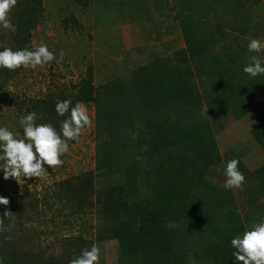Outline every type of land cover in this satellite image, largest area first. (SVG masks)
Masks as SVG:
<instances>
[{"label":"rangeland","instance_id":"1","mask_svg":"<svg viewBox=\"0 0 264 264\" xmlns=\"http://www.w3.org/2000/svg\"><path fill=\"white\" fill-rule=\"evenodd\" d=\"M9 18L17 31L0 30V48L46 44L57 58L35 71L0 69V125L22 132L19 119L35 112L36 123L59 130L64 117L55 104L68 98L87 108L92 123L43 179L18 184L0 172V196L8 199L0 219L13 224L0 231V264H69L93 244L99 264H143L151 223L183 237L184 249L206 252L212 237L264 219V76L242 72L252 54L247 42H264V0H17ZM256 55L264 60V52ZM177 78L193 86L198 104L177 107ZM161 88L166 95L155 96ZM162 112L201 120L215 146L203 170L187 167L193 197L178 210L147 189L155 171L177 168L154 139L150 116ZM232 158L245 182L228 190L223 168ZM82 174L87 197L81 186L66 193L60 181ZM192 249L182 264H204Z\"/></svg>","mask_w":264,"mask_h":264},{"label":"clouds","instance_id":"2","mask_svg":"<svg viewBox=\"0 0 264 264\" xmlns=\"http://www.w3.org/2000/svg\"><path fill=\"white\" fill-rule=\"evenodd\" d=\"M17 5V0H0V30L15 34L17 26L10 20L9 13ZM247 63L242 72L249 78L264 76V60L258 53L264 52V42L252 38L247 42ZM57 58L46 44L25 46L13 49L0 48V69L16 71L33 70L49 64ZM59 121V130L52 123H36L38 116L28 112L18 121L22 132L12 131L0 125V172L4 179L11 177L18 184L29 178L43 179L47 170L61 166L62 157L69 151V142L79 140L82 129L90 128L92 119L87 108L80 102L73 104L71 98L59 100L55 104ZM236 158L228 160L223 168L226 177L224 188L239 189L245 182V176L238 168ZM8 199L0 196V205H7ZM10 213L5 211L4 216ZM0 219V231L10 232L13 224L5 225ZM234 250L232 258L242 264H264V219L241 233L233 235L229 241ZM100 248L93 244L81 249L80 254L69 264H99Z\"/></svg>","mask_w":264,"mask_h":264},{"label":"trees","instance_id":"3","mask_svg":"<svg viewBox=\"0 0 264 264\" xmlns=\"http://www.w3.org/2000/svg\"><path fill=\"white\" fill-rule=\"evenodd\" d=\"M159 79L162 78L160 77ZM187 83V80L176 79L177 87L175 95L177 94V96L174 95V97L177 107H190L198 104L197 95L193 92V86ZM92 87L90 84V88ZM166 92L165 88H161L155 93V96H164ZM83 100L85 101L87 98ZM166 102H169V100ZM179 111L189 114L187 109ZM168 117L171 116L165 114V112L151 115L150 118L153 120L151 127L154 130V139L158 136V149L167 150V156L164 159L173 161L177 168L169 167L170 164H168L166 168L155 171L149 178L152 182L147 189L150 191L149 196L155 198L156 201L165 202L169 200L173 204V209L176 208L175 206L180 209L182 203L191 201L193 197L191 189L188 190L186 187L188 183H191L190 179L194 174L187 167L203 170L202 167L211 161L215 146L213 140L208 135L205 123L201 122V120H193L189 115H183L188 120H169ZM185 154H187L188 166H185L186 162L183 159V155ZM167 181L174 185L166 184ZM88 182L87 176L82 174L72 178L71 181L61 180L60 184L64 186L66 193H69V190L74 186L79 189L81 186L79 193H82L83 197L86 198L87 196L84 193L83 187ZM113 202L114 200L110 201V204ZM177 202H180V205H176L175 203ZM148 204L152 210L156 207V202L150 197ZM107 219L114 229L116 222L113 217L108 215ZM148 229L149 234L145 236L144 240L147 242V245L145 242L140 249L143 264H182L181 259L186 255L185 251L191 252L192 249L190 247L183 248V237L180 243L179 236H175L174 233L171 234L169 229L165 226L162 227L161 224L151 223ZM233 235L235 233L224 234L217 238L212 237V240L216 239V241L213 242L211 240L210 244L208 243L207 246L211 249L206 252H204V248L202 247L192 249L197 253V263L221 264L230 260L234 250L230 247L229 241ZM172 242L176 246L175 249L171 247ZM162 250H165V252H157H161ZM173 251L174 253L172 254L171 252ZM200 254L202 255L198 256Z\"/></svg>","mask_w":264,"mask_h":264}]
</instances>
